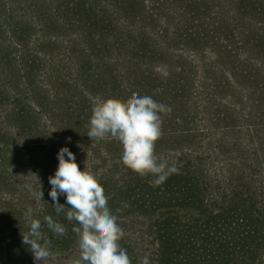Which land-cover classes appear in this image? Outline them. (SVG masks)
I'll list each match as a JSON object with an SVG mask.
<instances>
[{
    "label": "trees",
    "instance_id": "trees-1",
    "mask_svg": "<svg viewBox=\"0 0 264 264\" xmlns=\"http://www.w3.org/2000/svg\"><path fill=\"white\" fill-rule=\"evenodd\" d=\"M33 1V32L26 37L31 39L28 56L31 66L25 67L31 72L24 77H30L32 90L36 83L42 84L35 72L39 66L47 67L48 58L53 60L62 53L72 59L76 79L69 78L64 82L68 92L64 88H58L60 91L56 92L67 97L68 107L62 116L77 127L79 133L54 127L53 120L50 121L54 113L42 117L38 108L40 104H33L36 102L32 97L31 108L28 107L34 123L32 127L24 126L35 134V141L31 142L33 151L28 152V156L33 158L34 152L40 154L45 151L43 158L46 160L41 161L39 156L32 169L40 171L43 164L55 165L50 169V174H55L59 164L58 152L62 147L70 149L73 144L92 142L87 132L96 102L110 97L127 99L133 93L151 95L172 109L163 115V134L156 142L163 148H157L156 155L161 160L174 163L179 171L170 175L162 185L154 186V177L140 176L122 163L123 150L114 153L107 149L110 145L122 147L111 138L95 143L103 145L95 155L86 150L83 158L75 156L80 168L86 167L104 187L113 213L114 209L127 208L124 207L127 203L130 205L128 209L154 221L157 264H252L264 256V180L251 182L259 195L241 194L235 189L214 191L211 186L215 171L202 167L205 161L216 163L217 136L233 131V123H238L239 130H245V140L246 133L251 135L255 130L257 135L264 134V78L259 73L252 76L247 69L250 66L257 72H264V62L248 56L244 49L251 47L264 56V0H220L227 8V17L224 18L211 10L203 12L196 0ZM179 2L182 6H194L191 12L193 19L210 27L205 37L210 35L219 46L218 50L205 46L199 48L204 62L209 60L207 55L210 58L214 56L216 61L235 58L244 62L242 66L221 67L220 72L228 84L223 94L217 92L218 86L211 88L205 85V65L194 59L196 56L188 47L200 42L201 37L196 33L203 28L196 32H178L174 15ZM199 2L205 7L212 5L211 0ZM137 8L141 11L139 15L134 13ZM161 10L167 14H161ZM145 16L151 21L149 26L135 25ZM221 28L231 39L217 36ZM10 29L13 36L22 32L19 27ZM50 40L62 43L59 49L54 46L49 51L45 50L44 44ZM122 44L130 48L124 60L121 53L114 55ZM63 45L65 48L61 52ZM75 49L80 51L79 59L72 58ZM174 60H182L184 64L173 68L167 64L169 71L166 72L162 65ZM236 70L238 73L234 72ZM21 87L26 88L24 84ZM5 88L0 86V104L7 101ZM56 101L60 102L53 98L46 104H57ZM239 103L242 108H238ZM7 104L3 107L7 108ZM7 109L6 113L11 117L29 114L25 108L15 105H9ZM259 109L261 113L257 112ZM50 110L60 112L61 108L53 106ZM187 136L194 137L193 143L184 141ZM260 143L264 144V137ZM10 149L9 143L0 141V154L5 152L12 156ZM105 157H113V167L98 176L90 165ZM234 166L242 173L246 170L251 172L242 160H236ZM1 175L0 169V180ZM244 177L250 180L247 174ZM36 186L50 189L48 184ZM64 202L65 197L61 196L60 203ZM51 203L53 201L38 211L35 219L43 224L44 217L51 216L62 223L67 235L52 238V249H73L78 242L72 231L74 222H68L63 214L57 216ZM130 213L127 212L126 216ZM43 227L51 237L46 225ZM27 230L28 226L24 225L19 234Z\"/></svg>",
    "mask_w": 264,
    "mask_h": 264
},
{
    "label": "rangeland",
    "instance_id": "rangeland-1",
    "mask_svg": "<svg viewBox=\"0 0 264 264\" xmlns=\"http://www.w3.org/2000/svg\"><path fill=\"white\" fill-rule=\"evenodd\" d=\"M196 2L201 5L203 12L211 10L222 18L227 17V8L220 0H211L212 5L207 7L200 3L199 0H196ZM34 3L35 1L33 0H0V86L6 87L4 89V98L7 100L2 101L0 104V141L9 143L12 153V156L5 152L0 154V169L2 174L0 180V264H35L32 253L29 251L28 247L22 243V235L19 234L21 232L19 230L24 225H27L25 214L29 208L33 210V218H35L38 211L43 210L45 205L52 202L49 196L52 186L47 180H49L50 176L54 175L52 172L50 174V169L55 165L43 164L39 169L40 171H35L32 168H35L34 166L39 156H41V161H46L43 158L45 151L40 154L34 152L33 158L28 156V152L32 153L33 151V149H31V142L35 141V134L31 133L29 129L24 128V126L28 125L32 127L34 123L32 121L33 116H31L30 109L31 98L33 97L36 102L33 104H40L41 107L39 106L38 108L42 111V117L45 118L46 115L54 113L51 116L52 119H50V121L53 120L54 127L61 128L64 131L76 132L75 134L79 133L77 127L72 126L63 118L62 115L68 107L66 105L67 97L63 95V93L58 94L60 91L58 88H64L65 92H68L69 89L66 87L67 85H64L67 79H76L75 68L71 62L72 59L64 56L62 53L53 60L48 58V65H45L47 67L39 66L38 70L35 72V75L38 74V78L42 84L36 83L32 90L31 80L29 81L30 77H28V75L24 77V74L31 72V70H25V67L31 66L28 60V56H30L29 45L31 44V39H27L26 37L31 36L33 32L31 28V12L34 11ZM175 8L177 14L174 15V22L178 25L179 33H186L190 30L196 32L198 29L203 28L201 32L196 33L197 37H201L200 42L196 41V45H189L188 47L192 50L194 56H196L194 59L203 62L205 65L204 68L206 72L203 74V77H205V85L211 88H216L218 86L216 89L217 92L223 94L228 84H225L223 73L220 72L221 67L232 68L242 66L244 63L243 60L239 59V62L237 59L233 58L216 61L214 56L210 58V56L207 55L209 60L204 62L202 55L199 53V48L201 46L211 48L212 50L219 49L216 40H213L210 35H208V38L205 37L210 27L201 20L195 21L193 19L191 12L194 6H182L179 2ZM134 13L139 15L141 11L137 8ZM160 13L167 14L164 10H161ZM197 13L198 11L196 14ZM128 21L131 22L130 20ZM150 24L151 21L147 16L139 19L135 23V25L143 26H149ZM12 27H19L22 32L18 34L14 33V36L11 35L12 29L10 28ZM229 30H232L230 26ZM224 31L226 30L223 28L219 29V31H217V36H228ZM228 37L231 39L230 36ZM177 41L181 43V41ZM60 44L62 43H54L53 40H50V42L44 44V47L45 50L49 51L54 46H57L59 49ZM64 48L65 45L61 48V52H63ZM244 49L248 56L257 57L264 62V56L254 52L251 47H245ZM129 51L130 48L128 45L122 44L120 48L115 51L116 53L114 55L118 56V54L121 53V58L124 60L126 59L125 54ZM79 52V50L75 49L72 52V58L79 59ZM247 55L245 56L247 57ZM167 64L173 68L174 66L183 65L184 62L182 60H174L163 64V69L166 72L169 71L166 67ZM202 65L203 64H201V66ZM247 69L251 72L252 76L259 73L260 76L264 78V72H257L250 66L247 67ZM234 72L238 73L237 70ZM262 82H264V79ZM23 84L26 88L21 87ZM30 91H32V93ZM235 95L237 96L236 101L238 102V95L236 93ZM53 98H58L60 102L56 101L57 104L47 105L46 102L52 101ZM10 101H12L11 104ZM6 104L7 108H9V105L25 108L29 114L25 113L26 115L11 117L6 113L9 109L3 107ZM53 106H60L61 111L52 112L50 109ZM242 107L243 105L239 103L238 108ZM239 110L240 109H237L236 111ZM257 112L261 113V110L259 109ZM252 121L255 122V118H253ZM208 125H210V123H208ZM237 125L238 123L232 124V128L235 129L231 132H226L223 135L218 134L216 145L218 144L219 148L218 155L215 157L217 161L215 164L205 161L202 167L209 170L213 168L215 171L213 174L214 181L211 186L214 191L220 190V192H225L235 189L241 192V194L248 192L250 195H254L257 192L254 191L255 186L252 185L251 182L254 180H264V144L260 143L264 134L260 133L257 135V131L255 130L251 135L246 133L247 139L245 140V130H239ZM34 132L37 131L34 130ZM184 141L193 143L194 137L187 136L184 138ZM102 146V144L93 145L92 142H88L86 144L81 143L80 146H78V144H73L70 150L75 156L83 158L86 150H89L91 155H95L96 151L98 152ZM158 146V144L155 145V152H157V148H163ZM107 149L114 153H120L123 150L122 147L119 148L115 145L107 146ZM112 159L113 157H105L94 162V164L90 165V167H92V172L95 171L98 176H100L104 172L109 171L113 167ZM236 160H242L243 163L248 165L251 172L246 170V172L242 173L234 166ZM260 167L261 170L259 171ZM246 174L250 179L248 181L244 177ZM36 184H48L50 189H40L41 186H36ZM29 185L36 192L42 190V200L37 201L31 196L27 187ZM257 195L259 194L257 193ZM262 196L264 201V191H262ZM129 211L131 212L130 215L126 216V213ZM114 214L119 216L117 218L118 223L125 230V236L120 241V244L127 250L132 259V264H140L145 254L150 256V264H157V242L154 238V221L149 220L148 217L139 216L134 211L128 209V207L121 209L118 213L115 211ZM185 217L187 218L186 215ZM72 248L73 249L65 251L52 249L55 254V259L50 261V264H78V242ZM252 264H264V256L259 257Z\"/></svg>",
    "mask_w": 264,
    "mask_h": 264
},
{
    "label": "clouds",
    "instance_id": "clouds-1",
    "mask_svg": "<svg viewBox=\"0 0 264 264\" xmlns=\"http://www.w3.org/2000/svg\"><path fill=\"white\" fill-rule=\"evenodd\" d=\"M171 111L169 105L151 95L133 93L127 99L105 98L92 107L87 135L93 145L109 138L118 141L123 149L122 163L140 176L154 177L153 185L158 187L179 171L174 163L159 159L155 152L156 142L163 134V115ZM58 160L55 174L49 177L52 186L49 196L56 215L63 214L68 222H74L78 264H132L127 250L120 244L125 230L110 208L104 187L86 167L80 168L67 146L59 150ZM27 187L33 198L43 199L42 190L36 192L30 185ZM61 196L65 197L64 203H60ZM25 220L28 230L21 233L22 243L32 253L35 264H50L55 259L52 238L65 237L66 227L51 216H45L42 224L33 218L31 208ZM140 264H150V256L145 254Z\"/></svg>",
    "mask_w": 264,
    "mask_h": 264
}]
</instances>
